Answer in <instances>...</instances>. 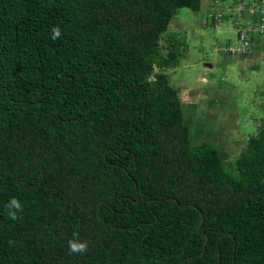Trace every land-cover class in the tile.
<instances>
[{
  "label": "trees",
  "instance_id": "1",
  "mask_svg": "<svg viewBox=\"0 0 264 264\" xmlns=\"http://www.w3.org/2000/svg\"><path fill=\"white\" fill-rule=\"evenodd\" d=\"M182 9L203 0H0V264H264V124L232 167L193 141L185 37L162 45Z\"/></svg>",
  "mask_w": 264,
  "mask_h": 264
},
{
  "label": "rangeland",
  "instance_id": "2",
  "mask_svg": "<svg viewBox=\"0 0 264 264\" xmlns=\"http://www.w3.org/2000/svg\"><path fill=\"white\" fill-rule=\"evenodd\" d=\"M208 1L203 0L199 13L180 10L162 45L167 48L170 38L185 37L179 66L167 71L171 84L179 91L193 141L218 145L232 167L264 124V49L248 57L219 52L238 45V31L232 20L217 27L206 24ZM232 1L222 0L225 5Z\"/></svg>",
  "mask_w": 264,
  "mask_h": 264
},
{
  "label": "built area",
  "instance_id": "3",
  "mask_svg": "<svg viewBox=\"0 0 264 264\" xmlns=\"http://www.w3.org/2000/svg\"><path fill=\"white\" fill-rule=\"evenodd\" d=\"M235 1V7L225 5L223 11L216 13L215 18L221 23L226 15L231 17L238 31V45H227L218 51L247 57L256 50L264 49V0Z\"/></svg>",
  "mask_w": 264,
  "mask_h": 264
},
{
  "label": "clouds",
  "instance_id": "4",
  "mask_svg": "<svg viewBox=\"0 0 264 264\" xmlns=\"http://www.w3.org/2000/svg\"><path fill=\"white\" fill-rule=\"evenodd\" d=\"M61 35L60 30L54 29V39L58 38ZM6 208L8 209V215L11 219L15 220L17 218L16 211L13 210H21V204L20 202L12 198L8 205H6ZM69 249L72 253H85L88 249L87 242L81 243L79 241L73 240L69 241Z\"/></svg>",
  "mask_w": 264,
  "mask_h": 264
},
{
  "label": "crops",
  "instance_id": "5",
  "mask_svg": "<svg viewBox=\"0 0 264 264\" xmlns=\"http://www.w3.org/2000/svg\"><path fill=\"white\" fill-rule=\"evenodd\" d=\"M255 56V55H254ZM248 57V56H247Z\"/></svg>",
  "mask_w": 264,
  "mask_h": 264
},
{
  "label": "water",
  "instance_id": "6",
  "mask_svg": "<svg viewBox=\"0 0 264 264\" xmlns=\"http://www.w3.org/2000/svg\"><path fill=\"white\" fill-rule=\"evenodd\" d=\"M206 80V79H205Z\"/></svg>",
  "mask_w": 264,
  "mask_h": 264
}]
</instances>
